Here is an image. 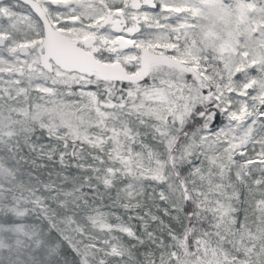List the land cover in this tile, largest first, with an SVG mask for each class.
Returning a JSON list of instances; mask_svg holds the SVG:
<instances>
[{
  "label": "snow or ice",
  "instance_id": "snow-or-ice-1",
  "mask_svg": "<svg viewBox=\"0 0 264 264\" xmlns=\"http://www.w3.org/2000/svg\"><path fill=\"white\" fill-rule=\"evenodd\" d=\"M0 264H264V0H0Z\"/></svg>",
  "mask_w": 264,
  "mask_h": 264
}]
</instances>
